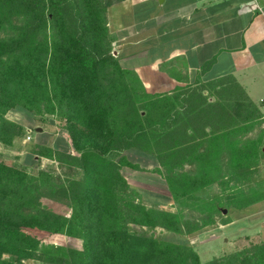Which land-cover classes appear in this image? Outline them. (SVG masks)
Here are the masks:
<instances>
[{"label": "trees", "instance_id": "16d2710c", "mask_svg": "<svg viewBox=\"0 0 264 264\" xmlns=\"http://www.w3.org/2000/svg\"><path fill=\"white\" fill-rule=\"evenodd\" d=\"M124 1L0 0V143L11 147L24 134L22 125L6 119L10 112L61 109L77 154L38 145L34 155L81 176L46 189V173L32 176L0 162V264H24L40 250L41 259L54 264H200L186 242L130 233L131 225L177 235L188 226L176 215L124 201L128 185L121 172L130 163L108 156L140 151L170 174L196 165L195 176L169 178L170 192L181 196L198 194L222 171L223 150L230 151L227 166L238 177L251 175L264 159V131L244 149L230 150L227 143L264 123L232 76L150 95L122 66L107 14ZM6 26L13 35L2 38ZM26 231L81 240L83 250L43 245L23 236ZM193 232L189 227L186 233ZM209 264H264V242Z\"/></svg>", "mask_w": 264, "mask_h": 264}, {"label": "rangeland", "instance_id": "374dc122", "mask_svg": "<svg viewBox=\"0 0 264 264\" xmlns=\"http://www.w3.org/2000/svg\"><path fill=\"white\" fill-rule=\"evenodd\" d=\"M135 2L138 0H126L113 5L108 10L107 20L109 31L112 33L110 35L113 39V46H115L114 42L120 38V29L126 26L131 27L132 19H127V24L123 23V20L128 17V14L132 17ZM12 33V27L6 26L1 31V37L9 38L13 35ZM120 62L127 71H133L129 65L130 62L121 60ZM154 92L150 90L148 93L165 95L154 94ZM210 101L214 102V98L210 97ZM63 114L64 111L61 109L52 113L47 107L41 114H30L23 111L10 112L6 119L22 125L24 134L11 147L0 143V162L19 168L32 176L46 173L50 176V180L41 182L43 188L46 189L64 184L69 178L81 179L77 170L61 167L56 161L34 155V150L38 145L77 154L70 133L66 129V120L61 117ZM263 131L264 129L258 125L253 129L234 133L227 141L230 150L246 148L247 145L260 139ZM262 147L264 148V136ZM229 155L230 151L223 150L222 171L214 173L210 184L194 196L172 194L168 181L169 178L174 180L180 176L197 175L196 165H186L170 174L164 168L159 167L154 157L140 151L133 150L108 156L109 159L117 162L125 159L126 163H130L123 167L121 172L128 185V189L121 193L124 201L176 215L183 226H188V229L184 226L183 232L177 235L160 228H142L131 225L129 226L130 233L160 241L186 242L194 248L200 264H209L215 259L245 253L250 248L259 246L264 242V201L249 206L248 203L250 200L255 201L264 196V170L259 167L257 170L253 169L251 175L238 177L229 171L227 166ZM242 205L246 207L239 208ZM54 206L63 214L68 212L63 205ZM219 207L218 212L215 208ZM227 224H232L230 230L227 228L225 233L221 232L220 226ZM189 227L194 230L191 234L186 233ZM22 235L36 239L43 245L51 244L83 250L81 240L65 236H57L53 239L36 231H26ZM215 238L217 239L214 240ZM41 254L40 250L34 259L23 261V263L54 264L41 259ZM4 259L11 260L9 256H5Z\"/></svg>", "mask_w": 264, "mask_h": 264}, {"label": "crops", "instance_id": "0c3cea01", "mask_svg": "<svg viewBox=\"0 0 264 264\" xmlns=\"http://www.w3.org/2000/svg\"><path fill=\"white\" fill-rule=\"evenodd\" d=\"M134 7L113 54L130 62L148 92L171 95L232 76L264 116V0H138Z\"/></svg>", "mask_w": 264, "mask_h": 264}]
</instances>
